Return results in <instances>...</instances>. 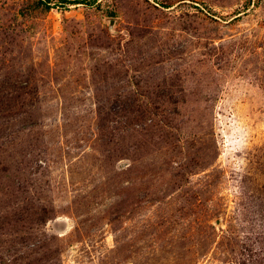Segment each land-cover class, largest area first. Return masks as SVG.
Segmentation results:
<instances>
[{"label":"rangeland","instance_id":"rangeland-1","mask_svg":"<svg viewBox=\"0 0 264 264\" xmlns=\"http://www.w3.org/2000/svg\"><path fill=\"white\" fill-rule=\"evenodd\" d=\"M0 264H264V0H0Z\"/></svg>","mask_w":264,"mask_h":264}]
</instances>
